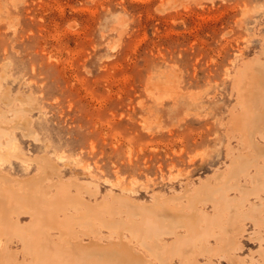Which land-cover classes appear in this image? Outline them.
Listing matches in <instances>:
<instances>
[{
  "label": "rangeland",
  "instance_id": "1",
  "mask_svg": "<svg viewBox=\"0 0 264 264\" xmlns=\"http://www.w3.org/2000/svg\"><path fill=\"white\" fill-rule=\"evenodd\" d=\"M263 74L264 0H0V121L14 126L15 138L0 139V184L35 191L51 173L53 193L68 183L87 199H78L83 210L109 218L119 206L134 208L132 199L188 203L206 186L230 182L231 161L249 148L238 128L252 115L251 96L264 93L261 85L249 93L245 82L261 83ZM245 225L237 256L217 264H264V228ZM51 234L48 242L60 246ZM116 239L107 248L141 243ZM67 242L62 250L77 241Z\"/></svg>",
  "mask_w": 264,
  "mask_h": 264
},
{
  "label": "bare ground",
  "instance_id": "2",
  "mask_svg": "<svg viewBox=\"0 0 264 264\" xmlns=\"http://www.w3.org/2000/svg\"><path fill=\"white\" fill-rule=\"evenodd\" d=\"M245 84L249 93L254 90L253 88H257V85H261V89L264 90V79L261 83L250 79ZM251 98L255 99L252 115L246 119L244 128H238L242 133L244 148H249L247 152L243 151V156L241 155L243 158L235 157L237 160L231 161L227 180L230 182L219 183L217 181L218 183H215L214 181L215 184L211 189L208 187L210 185L203 188L202 194L190 200L189 204L186 202L187 199L184 200V204L178 202V199H184L183 196L177 198V201L176 197L174 198L176 203L174 206L152 205L149 201L144 203L131 198V202L135 201L134 208L119 206L115 217L109 218L108 214V217H105L100 213L83 210L80 200L87 201V199L82 196L80 189L73 193L72 185L68 183H64L53 193L51 185L54 181L49 185L47 183V180L51 178V173H43L39 176L41 179H38L39 182L42 181L44 184L38 183L41 188L36 187L35 191L31 190L34 185L21 187L20 184V188L18 186L16 190L11 188L12 186L0 184V264H50V261L54 264H82V262L84 264V261L86 264H176L177 260L179 264H217L216 259L225 258L223 255L228 258L236 257V246L239 247L237 242L241 241L238 237L245 230V222L250 220L258 226L255 230L257 233L258 229L264 228V144L258 141L259 137L264 136V93L261 95L259 92ZM242 105L247 108L248 104ZM17 123L24 127L25 133L33 134L28 116L24 119L19 115ZM7 125L8 123L0 121V139L8 134L11 138L9 144L15 143L14 126ZM234 125L237 128L238 124ZM6 129L10 131H5ZM245 129L250 130L251 141L248 136L245 137ZM0 151H3L1 141ZM3 163L4 155L0 158V167ZM216 176L220 178L219 175L216 174ZM222 176L225 175L222 173ZM15 186L16 184L13 187ZM168 197L165 196L166 199ZM51 198L55 202L61 201L60 209L56 210L54 206L51 207L49 203ZM156 198L154 197L152 201ZM165 198L163 199L166 200ZM169 203L174 202L169 200ZM186 203L188 205H185ZM136 205H142L141 207L144 208L141 209ZM207 207H211V210L208 211ZM22 214L29 215L30 221L25 224L20 223L19 217ZM102 229L108 230L109 233L102 236ZM52 230H56L58 236L56 240L59 243L66 245L68 241V247L71 245L70 241H77V245L72 243V246L76 247L74 251L70 250L72 246L68 248L69 251L62 250L67 245L64 247V244H61V248L59 245H54V247H59L64 252L60 250L57 252L51 245L52 243L48 242L50 237L52 238ZM94 230L97 232L96 235L92 234L95 233ZM79 234H84V237H90V239L94 236L97 238L84 242L83 236L80 238ZM116 236L125 237L128 242H133L131 240L137 238L141 243L138 244L135 240L137 246L130 243L132 246L119 248L115 246L121 244H118L119 240L118 243L112 244L115 249L107 248L111 241L117 240ZM261 236L262 234L259 238L263 239ZM104 237L108 238V242H101ZM111 237L114 239L109 240ZM14 239L21 244L18 251L12 250L9 246ZM126 240H124L125 243ZM120 242L124 246V242L122 240ZM261 250L264 251L263 248ZM45 253H49L50 259ZM204 256L207 258L203 261L201 257ZM260 256L264 258L263 253Z\"/></svg>",
  "mask_w": 264,
  "mask_h": 264
}]
</instances>
